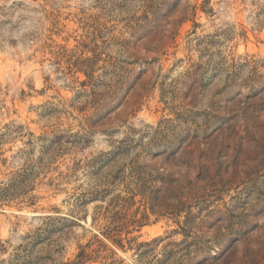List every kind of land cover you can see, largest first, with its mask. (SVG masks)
Masks as SVG:
<instances>
[{"label": "rangeland", "instance_id": "rangeland-1", "mask_svg": "<svg viewBox=\"0 0 264 264\" xmlns=\"http://www.w3.org/2000/svg\"><path fill=\"white\" fill-rule=\"evenodd\" d=\"M80 246L264 264V0H0V264Z\"/></svg>", "mask_w": 264, "mask_h": 264}, {"label": "trees", "instance_id": "trees-1", "mask_svg": "<svg viewBox=\"0 0 264 264\" xmlns=\"http://www.w3.org/2000/svg\"><path fill=\"white\" fill-rule=\"evenodd\" d=\"M161 47V45L159 46V48ZM159 48L157 50H159ZM89 78H92V74L87 73ZM97 218H93V221H95ZM111 222L109 224H105L103 225L105 228V231H103V235L110 239L114 244L118 245L119 247L123 248V243L122 240L123 238L120 237V233L118 231H116V229H114L115 227L110 225ZM105 247V245H104ZM80 250L78 251V253L76 254V257L73 261H70L66 264H84L88 259L91 258V255L93 253V251H91V253H89L86 249V246H80L79 247ZM96 252V250H95Z\"/></svg>", "mask_w": 264, "mask_h": 264}]
</instances>
